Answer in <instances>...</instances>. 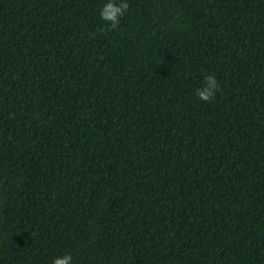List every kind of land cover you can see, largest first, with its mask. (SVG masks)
Here are the masks:
<instances>
[{
	"label": "trees",
	"instance_id": "trees-1",
	"mask_svg": "<svg viewBox=\"0 0 264 264\" xmlns=\"http://www.w3.org/2000/svg\"><path fill=\"white\" fill-rule=\"evenodd\" d=\"M103 2L0 0V264H264V0Z\"/></svg>",
	"mask_w": 264,
	"mask_h": 264
},
{
	"label": "clouds",
	"instance_id": "clouds-1",
	"mask_svg": "<svg viewBox=\"0 0 264 264\" xmlns=\"http://www.w3.org/2000/svg\"><path fill=\"white\" fill-rule=\"evenodd\" d=\"M129 8L128 0H104L103 6L99 8V16L103 21L109 22L106 27L109 29L117 28L121 18L125 15ZM221 85L215 73L207 74L204 77V83L196 89L195 94L201 100H209L213 98ZM52 264H74L73 255L65 253L55 256Z\"/></svg>",
	"mask_w": 264,
	"mask_h": 264
}]
</instances>
